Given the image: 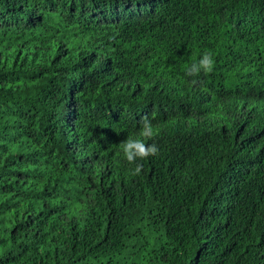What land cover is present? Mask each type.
I'll list each match as a JSON object with an SVG mask.
<instances>
[{"label": "trees", "instance_id": "obj_1", "mask_svg": "<svg viewBox=\"0 0 264 264\" xmlns=\"http://www.w3.org/2000/svg\"><path fill=\"white\" fill-rule=\"evenodd\" d=\"M0 264H264V0H0Z\"/></svg>", "mask_w": 264, "mask_h": 264}, {"label": "clouds", "instance_id": "obj_2", "mask_svg": "<svg viewBox=\"0 0 264 264\" xmlns=\"http://www.w3.org/2000/svg\"><path fill=\"white\" fill-rule=\"evenodd\" d=\"M215 61L212 54L205 51L202 58L198 62H193L186 69V76L194 77L190 83L195 86L199 81L195 77H199L201 72L205 75L211 73L214 70ZM140 123V133L139 135L143 138H152L155 135L154 126L152 120L148 115H144ZM120 147L123 150L126 160L131 163H136V161L144 160L150 156H156L159 154V148L156 144H146L143 139H133L131 137L122 141ZM143 166L141 164H136L133 171V175H139L142 172Z\"/></svg>", "mask_w": 264, "mask_h": 264}, {"label": "bare ground", "instance_id": "obj_3", "mask_svg": "<svg viewBox=\"0 0 264 264\" xmlns=\"http://www.w3.org/2000/svg\"><path fill=\"white\" fill-rule=\"evenodd\" d=\"M70 129V128H69Z\"/></svg>", "mask_w": 264, "mask_h": 264}]
</instances>
